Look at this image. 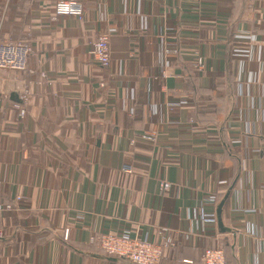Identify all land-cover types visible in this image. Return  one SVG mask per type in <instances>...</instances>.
<instances>
[{"label": "crops", "instance_id": "obj_1", "mask_svg": "<svg viewBox=\"0 0 264 264\" xmlns=\"http://www.w3.org/2000/svg\"><path fill=\"white\" fill-rule=\"evenodd\" d=\"M59 1L0 0V40L31 50L0 68V264H115L100 234L162 227L161 264H264V0Z\"/></svg>", "mask_w": 264, "mask_h": 264}, {"label": "built area", "instance_id": "obj_2", "mask_svg": "<svg viewBox=\"0 0 264 264\" xmlns=\"http://www.w3.org/2000/svg\"><path fill=\"white\" fill-rule=\"evenodd\" d=\"M55 14L83 15V5L75 0H62L57 2ZM110 36L106 32L95 36L92 44V56L101 67L111 64ZM31 50L27 45L0 41V68L12 70H25L28 64V56ZM197 67H203V60H197ZM19 113L24 116L25 107L19 106ZM143 138L149 141L156 140V134H144ZM125 169L130 170L128 165ZM160 190L169 192L171 184L165 180L159 182ZM11 204H0V239L5 236V229L1 223V215L4 211L12 210ZM69 230L66 229L64 239L69 240ZM98 245L108 256L115 257V264H161L166 249L176 246L173 235L168 228L162 227L156 231L154 238L147 239L139 236H131L128 233H105L99 236ZM202 264H227L224 250L220 246L204 249Z\"/></svg>", "mask_w": 264, "mask_h": 264}, {"label": "water", "instance_id": "obj_3", "mask_svg": "<svg viewBox=\"0 0 264 264\" xmlns=\"http://www.w3.org/2000/svg\"><path fill=\"white\" fill-rule=\"evenodd\" d=\"M227 197H228V196H226L225 199H226ZM225 199H224L223 202L220 203V206H219V208H218V213H219V224H220L221 227H222V221H221V210H222L223 204H224V202H225ZM113 259L116 260L115 257H113Z\"/></svg>", "mask_w": 264, "mask_h": 264}, {"label": "trees", "instance_id": "obj_4", "mask_svg": "<svg viewBox=\"0 0 264 264\" xmlns=\"http://www.w3.org/2000/svg\"><path fill=\"white\" fill-rule=\"evenodd\" d=\"M223 250H224V254H225L227 264H231V257L228 254V251L224 247H223Z\"/></svg>", "mask_w": 264, "mask_h": 264}, {"label": "rangeland", "instance_id": "obj_5", "mask_svg": "<svg viewBox=\"0 0 264 264\" xmlns=\"http://www.w3.org/2000/svg\"><path fill=\"white\" fill-rule=\"evenodd\" d=\"M1 41V40H0ZM102 234H100V236H101ZM99 238V237H98ZM103 252V251H102ZM104 253V252H103ZM105 254V253H104Z\"/></svg>", "mask_w": 264, "mask_h": 264}]
</instances>
